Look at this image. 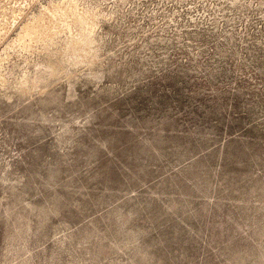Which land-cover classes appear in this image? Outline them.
Returning <instances> with one entry per match:
<instances>
[{
	"label": "rangeland",
	"instance_id": "1",
	"mask_svg": "<svg viewBox=\"0 0 264 264\" xmlns=\"http://www.w3.org/2000/svg\"><path fill=\"white\" fill-rule=\"evenodd\" d=\"M0 264H264V0H0Z\"/></svg>",
	"mask_w": 264,
	"mask_h": 264
},
{
	"label": "bare ground",
	"instance_id": "2",
	"mask_svg": "<svg viewBox=\"0 0 264 264\" xmlns=\"http://www.w3.org/2000/svg\"><path fill=\"white\" fill-rule=\"evenodd\" d=\"M25 34L31 37L30 30H27V31L25 32Z\"/></svg>",
	"mask_w": 264,
	"mask_h": 264
}]
</instances>
